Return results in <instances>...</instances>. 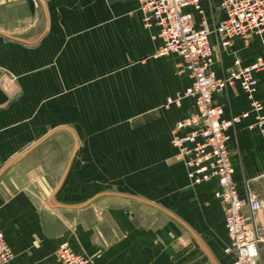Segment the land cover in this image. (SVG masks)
<instances>
[{"label": "crops", "instance_id": "0c3cea01", "mask_svg": "<svg viewBox=\"0 0 264 264\" xmlns=\"http://www.w3.org/2000/svg\"><path fill=\"white\" fill-rule=\"evenodd\" d=\"M205 2L197 26L223 17L217 0L211 13ZM155 32L136 0H0V232L13 255L8 264H61L62 242L91 264H231L216 181L190 185L174 160L170 130L192 101L164 105L191 80L178 73L177 56L157 55ZM211 42L223 62L213 59L218 76L234 58H264L258 36L227 50ZM256 76L264 103V69ZM214 103L225 118L250 109L238 87L214 94ZM129 112L152 114L134 135L112 134ZM253 123L249 114L229 132L232 181L242 198L264 199V134ZM112 140L134 146L113 152ZM253 218L264 225L260 213Z\"/></svg>", "mask_w": 264, "mask_h": 264}, {"label": "built area", "instance_id": "2783aa9c", "mask_svg": "<svg viewBox=\"0 0 264 264\" xmlns=\"http://www.w3.org/2000/svg\"><path fill=\"white\" fill-rule=\"evenodd\" d=\"M223 17L213 25L201 18L196 25L195 15L202 16V0H136L144 27H155L153 39L160 41L158 56L174 54L177 70L188 75L190 84L173 97L167 105H180L189 98L191 111L178 119L170 130V143L175 149L174 159L187 171L191 185L215 180L214 196L224 205V228L227 245L224 253L231 256V264H261L259 244L264 227L259 230L253 215L264 218V199L247 194L245 198L232 181L230 158V130L253 114L255 126L264 134V103L255 97L258 90L257 73L264 69V58L242 65L234 58L221 76L212 69L214 46L211 37L223 50L235 39L244 44L258 36L264 51V0H217ZM238 87L246 96L250 109L240 115L223 117V108L214 103V94ZM247 207L251 216L244 214ZM61 264H90L81 253L66 242L56 249ZM12 253L0 232V264H8Z\"/></svg>", "mask_w": 264, "mask_h": 264}, {"label": "rangeland", "instance_id": "374dc122", "mask_svg": "<svg viewBox=\"0 0 264 264\" xmlns=\"http://www.w3.org/2000/svg\"><path fill=\"white\" fill-rule=\"evenodd\" d=\"M204 8L206 10L207 13H211L213 10V0H206L205 4H204ZM212 17V19L214 18V15L212 16V14L210 15ZM229 52V50H228ZM225 53V52H224ZM214 54V52H213ZM226 54V53H225ZM214 56V55H213ZM213 59L215 60V62L218 64V65H221L222 66V61L220 59V54H215V57H213ZM213 64V63H212ZM179 73V72H178ZM175 105V104H173ZM164 106H169L167 105V100L165 102V105ZM175 106H178V105H175ZM150 114L152 113H145V112H134V113H131L129 112L126 117H124L123 119H120L119 121H116L113 125H116L115 129L114 127L112 128V134L113 132L116 130V131H119V134H120V131H121V134L120 136L121 137H128V136H131V135H134L135 131L137 128H139L138 126L141 125L142 122H145L146 119H148V117L150 116ZM80 115V124L81 123V115L82 113L80 112L79 113ZM167 135V134H166ZM130 146H134L132 145L131 143H129L128 140H123V142L121 143H117V142H114L112 140V151H123L125 149H128ZM168 146H169V142H168ZM175 160V159H174ZM177 162V161H176ZM179 163V162H178ZM186 169V168H185ZM186 176H187V171H186ZM188 178V177H187ZM189 181V180H188ZM190 183V182H189ZM191 185V184H190ZM258 227V225H257ZM264 227V225H262L261 227H259L258 229L261 230L260 228ZM9 247V246H8ZM262 247V250H261V253H260V262L262 260V263H264V237H262L261 239V242L259 244V249ZM10 249V248H9ZM12 253V252H11ZM83 256H85V258L88 259L89 263L91 264L89 258L81 253ZM12 258H13V255H12Z\"/></svg>", "mask_w": 264, "mask_h": 264}, {"label": "bare ground", "instance_id": "6f19581e", "mask_svg": "<svg viewBox=\"0 0 264 264\" xmlns=\"http://www.w3.org/2000/svg\"><path fill=\"white\" fill-rule=\"evenodd\" d=\"M229 89V88H228ZM227 90V89H226ZM225 91V90H224ZM224 91H222V92H224ZM221 93V92H220ZM233 173H234V168H233Z\"/></svg>", "mask_w": 264, "mask_h": 264}]
</instances>
